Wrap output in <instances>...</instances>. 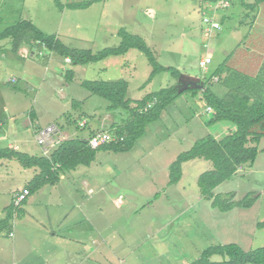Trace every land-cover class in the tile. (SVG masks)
I'll return each mask as SVG.
<instances>
[{
  "label": "rangeland",
  "instance_id": "obj_1",
  "mask_svg": "<svg viewBox=\"0 0 264 264\" xmlns=\"http://www.w3.org/2000/svg\"><path fill=\"white\" fill-rule=\"evenodd\" d=\"M242 1L253 0H230V6L219 12L229 17L223 19L212 38H207L200 31L199 0H101L85 9L65 8L63 12L54 0H0V30L16 20L30 19L69 47L97 52L117 46V32L123 28L141 36L160 64L172 66L180 74L177 78L172 72H160L147 83L152 67L134 48L96 63L78 64L79 69L43 47L22 58L20 51H13L9 37L0 40V118L8 121L16 109L25 113L32 109L36 113L33 121L29 123L22 115L21 123L38 154V128L54 124L62 138L88 139L100 122L116 124L122 118L119 112L128 114L122 109L109 110L106 99L79 85L82 79H124L132 104L174 85L179 78L185 79L182 74L198 77L204 88L218 94L214 80L217 68L226 72L237 60L239 68L245 65L253 55L250 42L257 38L254 32L264 33L256 27L251 29L253 15L246 14L248 8ZM208 54L212 61L204 68L200 61ZM47 66L49 70H45ZM53 68L62 74L56 76ZM67 70L74 73L70 80L65 76ZM183 91L146 126L129 151L98 150L90 165L78 166L80 174L66 173L61 186L48 184L29 193L15 208L8 231L0 232V264H39L42 258L38 251L45 253L46 249L57 253L47 264H188L206 247L223 244L229 238L241 242L244 250L264 246V229L253 226V222L264 220V151L253 165L243 164L213 190L214 194L233 193L234 200L257 194L251 207L221 211L200 194L197 178L212 167L208 160L183 162L180 179L169 184L170 164L206 135V115H193L195 106L188 100L193 92ZM81 120L87 126H80ZM258 146L264 147V139ZM0 159L5 163L11 160L10 167L1 165L5 168L0 174L7 176H0L2 218L4 209L36 168H24L14 159ZM85 181L91 183L94 193H86L82 186ZM72 187L74 195L69 193ZM72 235L78 239H69ZM61 245L63 253L69 252L68 260L67 255L59 254ZM211 260L221 261L222 257L213 255Z\"/></svg>",
  "mask_w": 264,
  "mask_h": 264
},
{
  "label": "trees",
  "instance_id": "obj_2",
  "mask_svg": "<svg viewBox=\"0 0 264 264\" xmlns=\"http://www.w3.org/2000/svg\"><path fill=\"white\" fill-rule=\"evenodd\" d=\"M98 1L101 0H67L66 3L54 0V3L62 11L65 8L85 9ZM261 3H264V0H253L251 3H245L244 5L249 10L255 11ZM252 18H255V14ZM117 33L120 37L117 46L92 52L90 49L69 47L55 34L43 32L32 20L19 19L0 30V40L10 37L14 52H17L22 46H28L30 51L33 47H36L34 53L39 48H46L62 58H69L71 64L74 65L96 63L109 56L123 55L129 49L134 48L146 56L152 67L147 83L160 72H172L174 77H179L180 74L174 67L164 66L158 62L155 54L141 36L129 33L123 28L119 29ZM220 69L221 67L217 72ZM73 74L72 70L65 71L66 79H72ZM233 75L230 80L227 79V82L234 80ZM245 78L249 80L250 76L246 75ZM253 79L247 81V86L240 87V89L239 85L230 86L228 91L221 96L209 87L204 89L188 88L194 94L201 92L207 105L212 108L210 118L207 121L209 125L226 121L233 124L235 129L220 138L208 134L195 140L189 150L181 152L170 164L169 184L176 183L180 179L183 162L196 158L210 161L212 167L198 176L197 185L200 194L210 200L212 207L221 211H228L235 207H251L258 198L257 194H247L241 199L234 200L233 193L225 195L213 193L214 188L231 178L238 168L245 163H253L257 154L264 151V147L259 148L258 146L260 140L264 139L263 71H260ZM79 84L89 93L106 99L109 102V110L122 109L128 111L129 115L122 125L109 128L111 132L123 136V139L118 142L103 144L97 148H91L87 143V139L67 138L63 139L48 156L42 154L31 155L9 147L0 148V158L14 159L24 168H36L34 176L23 187L29 193L37 191L46 184H55L59 180V175L63 172L72 170L79 165H90L98 150L129 151L136 140L144 133L146 126L159 118L163 108L185 92L179 91L180 85L179 80H177L174 85L147 94L136 100L132 105V100L128 97L127 92L128 83L124 79H82ZM203 84L205 86V83ZM153 98L156 99L155 103L151 108H146L147 102ZM15 208L17 207H14L11 203L4 209V216L0 218V232L8 231L9 221L13 217ZM256 227L259 229L264 228V220L257 222ZM213 255L221 256L222 260H211ZM188 264H264V246L244 250L233 242L215 244L206 247L199 257Z\"/></svg>",
  "mask_w": 264,
  "mask_h": 264
},
{
  "label": "crops",
  "instance_id": "obj_3",
  "mask_svg": "<svg viewBox=\"0 0 264 264\" xmlns=\"http://www.w3.org/2000/svg\"><path fill=\"white\" fill-rule=\"evenodd\" d=\"M245 3H249V2L248 1H246V2L242 1V4H245ZM246 11H248V12H246V14L248 13V15H251L252 16L253 14H255V18L253 19V22H251V24H250L251 29L253 27H256V28L259 29V31H262L263 30V32H264V3H261L259 5V8L257 10H255V11L254 10H249V9H247ZM61 12H63V10ZM227 17H229V15L223 14V16H222V14H221L220 15V21L221 20L223 21V19L226 20ZM261 17H263V18H261ZM254 36H257V38H255L254 41L250 42L251 45L253 44V48H251L252 54L254 55V56L251 55L253 59L249 57L245 61V65H242L240 68L238 67V64H237L238 63V60L235 61V64L232 65V67H230L231 69H233L232 72L234 74L233 75L234 80L232 82H227V81L224 80V79H231L232 78L231 69L226 68L227 69L226 72L224 71V69L223 70L220 69L219 72H216V73H218V75L215 77L214 80L218 84V87H217L218 94L217 95L220 94L219 96H221V95L225 94L228 91L229 87L232 86V85L234 87H235V85H239V89H240V87H245V86H247V81L254 80L253 77L255 75H257L260 71H263V73H264V33H255L254 32ZM261 39H263V40H261ZM255 46H257L256 51H254ZM35 50H36V47H33V51H30L28 46H22L21 48L18 49L17 52L20 51L19 53H20V56L22 58H28L29 57L28 56L29 54L30 55H34ZM207 56H210V54H208ZM63 59H64V62L66 64H69V62L67 61V58H63ZM76 66H77V69H79L78 68L79 65H76ZM219 68H217V70ZM49 69H50V67H48V66L45 67V70H49ZM235 69H236V71H235ZM53 70L55 71L53 73L56 76H57V74H62V72H60V71L58 72L54 68H53ZM246 75L250 76V79L249 80H246V78H245ZM182 76H184L185 79H187L186 77H193V78L199 79L198 77L193 76V75H190V74H185V75L182 74ZM235 78H237V79H235ZM241 79H243V81H241ZM139 99H141V98H138L137 100H139ZM188 100H190L191 102H193V104L195 106V108H194L195 110H194V114H193L194 116L196 114L206 115L207 120L204 123L206 135L212 134L215 138H220V136H219L220 133H226V132H229L230 133V132H232L235 129V126L229 125L231 123H226V121L217 122V123L210 124V125L207 123V121L209 120L210 115H211V112H209L207 110V108L210 107V106L207 105V103L203 99L201 93H198V92L196 94L193 93L192 97L188 98ZM79 105H80L79 103L73 104V106H79ZM132 105H134V104H132ZM20 111L18 109H16L13 112V116H10L9 119H8V121H4L2 119L3 117L0 118V140H1V142H4V147H9V148H13V149H16V150H20L22 152H26V153L31 154V155H41L42 153H41V148L40 147H39V150H38L39 153L38 154L35 153L34 147L29 143V140L27 139L26 129L24 128V123H21V116L22 115H25V117L29 120V123H30L35 118L34 116L36 115V113L32 109H28L26 111V113L23 112V111H21V112ZM125 111H127V110H125ZM119 113H120V115H121L122 118H120V120L116 124L115 123H111V124L107 123L106 124V122L105 123L100 122L99 124H97L90 131L89 136L91 134H93L95 131H99L100 129L115 128L118 125H122L125 122V120L127 119L128 114L122 115L121 112H119ZM112 114L114 115L113 117H115L116 111L114 113L112 112ZM105 120H107V119H105ZM81 121L84 122V125L82 127L87 126V123H86L85 120H81ZM19 125L22 126V128H20ZM199 126H203V125L200 123ZM211 127H214V129L212 131H208V129L211 128ZM60 133H61V130H60ZM61 135H62V133H61ZM67 138L68 137L63 138V139H67ZM260 148H262V147H260ZM258 154H257V156H258ZM257 156H256V158H257ZM2 160H5V159H0V172L2 171V168H5V167L1 166L3 163H5V161L3 162ZM251 164L253 165L254 163H251ZM4 165L10 167L11 166V160L6 161V163ZM79 166H81V165H79ZM27 169H29V168H27ZM7 170H9V169H7ZM32 171L34 172V174L36 173V170L35 171L32 170ZM69 171H72L73 172L72 174H80V173H78V166L76 168L72 169V170H69ZM69 171H66V172L61 173L59 175V180L54 185L55 186H61L62 180L66 176V173H68L69 176H70ZM18 173H20V171H17V174ZM0 176H3L2 178L7 177V176L2 175V174H0ZM27 179H29L28 176H27ZM25 181L28 182V180H25ZM72 181H73V179H72ZM82 181H84V180H82ZM49 185H51V184H49ZM47 186H48V184L42 186L39 190H43ZM82 186H84L87 189L86 193H88V194L89 193H91V194L94 193V190L91 187V183H88L87 181H85L82 184ZM70 189H71V191L69 192L70 194H73V195L76 194L75 190H73V187L70 188ZM47 192L49 194H51V191L50 190H47ZM253 226L255 228H257L256 227V221L253 222ZM261 229L263 230L264 228H260L259 230H261ZM57 233H59V232H57ZM54 235H57V234L54 233ZM63 235L64 234H62V236H60V235L59 236L61 238H63L62 239L63 241H65V237ZM254 236H255V233L253 232L252 233V237H254ZM71 238L72 239H76V240L78 239V238H75L74 235H72L69 239H71ZM231 242H234V243L237 242L241 246V242H239L238 240L231 239V238L227 239L226 242H224L223 244H225V243H231ZM48 250L46 249L45 250V253H40V251H38V256H40L42 258V260H41V262L39 264H45V263L47 264V262H49V260L51 258H53V256L56 257L57 253H54L53 252L54 250H52V251L50 249H48ZM59 251H60V253H59L60 256L62 257L63 255H67V260H68V258H69V252L63 253L64 251H63L62 245L59 247ZM70 252L72 254L74 253L73 250H71Z\"/></svg>",
  "mask_w": 264,
  "mask_h": 264
},
{
  "label": "built area",
  "instance_id": "obj_4",
  "mask_svg": "<svg viewBox=\"0 0 264 264\" xmlns=\"http://www.w3.org/2000/svg\"><path fill=\"white\" fill-rule=\"evenodd\" d=\"M198 6L200 14V31L205 37L212 38L216 32L221 29L219 12L225 11L230 6V0H199ZM67 61H70V59L67 58ZM209 63H211L210 56H206L200 61L201 66L204 68H206ZM155 101L156 99L153 98L151 101L147 102L146 108H151ZM207 110L212 112L211 107H208ZM79 125L83 126L84 122L80 121ZM122 139L123 136H118L110 130L101 129L91 134L87 139V143L91 148H97L103 144L118 142ZM35 140L41 148L42 155L48 156L63 138L59 128L54 124H50L36 129ZM28 194L29 191L23 188L13 197L12 205L18 207Z\"/></svg>",
  "mask_w": 264,
  "mask_h": 264
},
{
  "label": "water",
  "instance_id": "obj_5",
  "mask_svg": "<svg viewBox=\"0 0 264 264\" xmlns=\"http://www.w3.org/2000/svg\"><path fill=\"white\" fill-rule=\"evenodd\" d=\"M180 81V84L182 85L179 88V91H183L185 89H188L190 87H195V88H199V89H204V84L202 81H200L197 78H193V77H187L186 80H182L181 78L178 79Z\"/></svg>",
  "mask_w": 264,
  "mask_h": 264
},
{
  "label": "flooded vegetation",
  "instance_id": "obj_6",
  "mask_svg": "<svg viewBox=\"0 0 264 264\" xmlns=\"http://www.w3.org/2000/svg\"><path fill=\"white\" fill-rule=\"evenodd\" d=\"M187 78V77H186ZM182 80H186V79H182ZM179 85H180V87L182 86L181 84H180V81H179Z\"/></svg>",
  "mask_w": 264,
  "mask_h": 264
}]
</instances>
